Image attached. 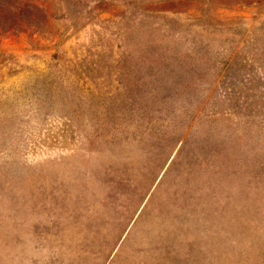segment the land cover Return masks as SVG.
<instances>
[{
	"label": "rangeland",
	"instance_id": "rangeland-1",
	"mask_svg": "<svg viewBox=\"0 0 264 264\" xmlns=\"http://www.w3.org/2000/svg\"><path fill=\"white\" fill-rule=\"evenodd\" d=\"M172 1L152 8L197 58L163 103L146 65L88 64L139 54L150 0H71L56 36L0 40V264H264V0Z\"/></svg>",
	"mask_w": 264,
	"mask_h": 264
},
{
	"label": "trees",
	"instance_id": "trees-1",
	"mask_svg": "<svg viewBox=\"0 0 264 264\" xmlns=\"http://www.w3.org/2000/svg\"><path fill=\"white\" fill-rule=\"evenodd\" d=\"M71 0H0V40L6 37L9 34H20L26 33L32 36L42 37V35H53L56 36L57 30V21L63 18H66L70 14L73 13V8L70 5ZM177 1V0H176ZM152 2H154L152 4ZM172 3V0H150V13H158L163 14L164 22H160L158 25L155 24L153 30L155 32L151 33L146 41L144 40L142 43V47L139 49V54L137 56H132L129 54L128 58L121 56L118 50L108 49L105 46L101 45L100 47H96L93 51V54L96 55V59H89V65L94 66L96 68L108 66L110 68V72L114 70L120 74L121 68L124 65H128L132 71V68H142L146 65V70L148 71V75H146V80H153L154 82H159V85H156L152 90H157V87H162L159 89L160 94H151L153 97H157L162 103L167 99L178 96L179 92L177 88L185 89L182 85H186L188 88L190 81L188 78L191 77V73L194 71V63L197 58L196 49L189 44V49L187 52H183L181 50L175 49L173 43L176 41H180L183 36L177 31H170L171 27L169 24H175L176 26H180V21L184 20L181 17V10L173 9L171 7H161L162 3ZM154 4H161L158 8H152ZM206 6V5H205ZM209 7V5L207 6ZM199 9L194 11V14H198ZM201 13V12H200ZM109 17L107 19H110ZM245 18V17H243ZM169 22V23H167ZM162 28L165 29V32L162 31ZM243 44V42H242ZM91 51V49H89ZM205 56V55H204ZM103 58H105V62L102 63ZM233 58V57H232ZM84 59V58H82ZM87 61V59H84ZM231 60V58H230ZM83 61V60H82ZM125 61L126 63H123ZM81 63V59L79 61ZM226 62V61H225ZM107 63V64H106ZM90 66V67H91ZM135 69V70H136ZM134 71V70H133ZM182 73H187L186 84L182 76ZM152 78V79H151ZM140 80V78L136 79ZM172 82L178 84L175 85H162L161 83ZM115 85L119 86L121 84V80L118 81ZM231 88V87H229ZM104 92L102 87H97ZM171 89L174 90V93L171 94ZM227 94H234V89H226ZM159 114H162L164 110H160ZM160 116V115H159ZM163 121L172 122L171 118H162ZM156 120L149 121L146 125V138L149 139L156 128L155 124ZM121 129L120 126L113 125L112 129L116 131L117 129ZM103 129V127L98 128V131ZM102 135L101 132L94 135H85L87 139V143L91 145L97 143L100 136L102 138L108 139L110 135ZM144 135V133H142ZM171 135V134H170ZM167 136V135H166ZM166 136L161 137L162 139ZM143 140V139H142ZM180 141H175L173 144V149L176 147V143L178 144ZM163 144L166 148L171 146L172 149V140L165 139Z\"/></svg>",
	"mask_w": 264,
	"mask_h": 264
}]
</instances>
